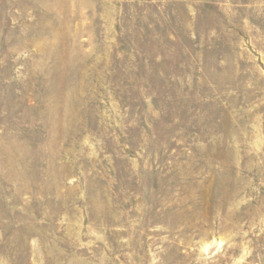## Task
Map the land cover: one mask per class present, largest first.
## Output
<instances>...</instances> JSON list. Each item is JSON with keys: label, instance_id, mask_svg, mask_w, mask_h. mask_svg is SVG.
Returning <instances> with one entry per match:
<instances>
[{"label": "rangeland", "instance_id": "374dc122", "mask_svg": "<svg viewBox=\"0 0 264 264\" xmlns=\"http://www.w3.org/2000/svg\"><path fill=\"white\" fill-rule=\"evenodd\" d=\"M0 264H264V0H0Z\"/></svg>", "mask_w": 264, "mask_h": 264}]
</instances>
